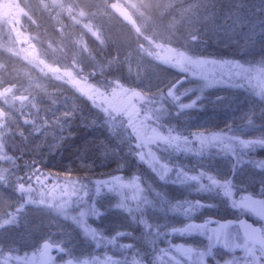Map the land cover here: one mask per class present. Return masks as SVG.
I'll list each match as a JSON object with an SVG mask.
<instances>
[{
	"label": "rangeland",
	"instance_id": "rangeland-1",
	"mask_svg": "<svg viewBox=\"0 0 264 264\" xmlns=\"http://www.w3.org/2000/svg\"><path fill=\"white\" fill-rule=\"evenodd\" d=\"M76 1L85 11L95 13L91 18L99 27L100 40L103 43L96 38L97 32L74 29L65 21L64 27L67 31H65L66 35L63 41L67 44L68 52L74 56L63 53L66 63H62L54 54H49L48 60L50 64L60 67L62 80H66L72 88L76 89L80 97L91 98L95 102H99L100 108L120 113L136 108V100H142L145 103L149 99L145 100L144 96L148 90H151L152 98L147 106L151 107V111L156 117L164 121L171 115L173 119H176V112H180L181 117L178 122L187 132L194 131L197 134L204 132L209 136L214 131L224 129L228 135L237 136L239 139L247 138L249 130L243 125L250 115L253 116L257 124H264V115L260 112V106L253 105L246 90L237 85L227 73L214 64L217 59L221 60L222 57L260 61L261 55L264 54V0H176V8L182 9L188 4H192L197 13L195 17H192L194 20L192 24L188 23L186 15L182 26L176 33L186 36L188 32H191L195 37V39H189L187 44L194 53L201 57V60L191 68V71L195 73L193 77H187L186 73L168 72L157 67L156 62L161 65L179 64L183 63L184 58L180 51L162 46L160 43L148 45L147 41L133 36L128 26L119 19L103 14L106 0ZM29 3L30 10L44 28L51 35L59 36L60 34L54 30V23L50 17L41 13L40 0H30ZM177 16L179 17V13ZM23 19L27 23L26 18ZM152 30L159 34V28ZM76 40L79 41L77 47L74 43ZM137 42L146 45L142 53L136 50ZM84 43L91 46L90 53L84 51V49H88ZM110 53L113 55L110 56ZM113 57L119 61L118 64L116 61H113L111 65L108 63ZM74 61L84 65L95 64L94 74H89L86 77V85L78 82L82 79L80 76H75L77 70L74 68L76 64ZM0 64L6 65V68L0 69V89H3L7 84L15 83L20 93L27 95L28 92L24 91L25 87L33 86L29 87V91L32 92V99L37 103L45 122V125L39 130L29 131L26 128V122L24 123L21 118L22 113L19 115L16 112L18 101L11 102L6 106L0 100V108H4L10 113L9 119L19 127L20 132L26 137V142L31 145L32 151L31 157L26 158L28 162L26 168L17 165L15 170L3 173L1 170L3 163L2 160L0 161V176L9 178L6 181H0V223H3L4 220L10 222L9 226L0 229V245L5 249L15 250L11 257V264H50L52 258L55 257L54 253L63 252L64 247L73 249L77 255L76 259L80 260L79 258L82 259L87 255L88 250L99 247L100 243L96 241V238H102V234L116 232L120 228L129 229L135 223V212L133 214L120 207L117 213L113 212L118 215L112 216L107 214L108 210L106 217H100V223L96 222L94 225L99 231L100 235L98 236V233L93 232L88 223L85 222L86 229L85 224L81 221L78 224L80 227L75 226L71 221H65L49 214L43 205L33 204L28 205L24 210L20 209L19 197L13 187L15 179L13 174L32 175V170L39 168L40 171L35 175L46 174L49 177L48 183L52 184V181L56 179L53 175L58 174L52 158L72 135V128L80 126L82 122L84 124L86 112L83 104L78 106L80 97L68 87L63 86L60 81L51 76L41 75L36 69L17 61L3 51H0ZM54 70L55 68H51L45 71ZM102 74L106 85L116 78L120 79L121 83L113 91V94L116 96L120 92L122 97L131 96L129 104L123 100L120 105V99L115 98L116 106L112 107L113 103L110 104L109 101L104 100L105 97L101 93L93 95L94 91L100 90L97 81L101 80ZM184 77L187 78L173 89L171 96H168V88L177 84ZM252 77L254 79V75ZM201 78L207 80L208 87H200ZM123 83L135 90L131 91ZM84 86L90 89L87 90ZM255 86L260 88V86L254 85V90ZM97 96H100L99 101ZM194 100L195 105L192 108H180L182 104H190ZM165 109L172 111L168 112ZM92 120L99 121L96 116ZM105 123L114 134L119 130L118 119L109 118ZM229 126L233 131H228ZM0 143H3L2 139H0ZM208 143L218 151L217 154H203L206 144L199 147L202 149L201 155L191 160L182 154L175 156H169L165 152L162 154L166 161H173L176 165L187 168L184 171L185 176L199 177L201 173L205 174L202 179L212 176L217 182L210 186V189L218 182L223 185L225 174L231 176L233 182L221 188L230 193L225 195L226 198H230L234 206H237L235 199L238 198L239 192L256 188L254 177L258 173L253 169L256 165L261 164V160H264V152H262L263 155L258 152L253 157L251 152L242 149L238 142L228 145V142L209 140ZM237 148H241L242 151L236 150ZM4 153L5 151L0 152V155ZM111 154L112 151L103 154L101 162L92 164L93 166L88 170L91 171V174L98 176L99 181H107L108 186L103 183L102 185L107 189H112L113 194L117 188L120 191V189L128 187L135 191V198L139 197L142 201L146 199L150 202L144 204V207L150 225L147 228L153 229V233L151 237H148L144 232H140L137 235V241L141 242L147 250L154 251L157 240L159 252L154 256L156 262L159 264H169V261L172 264H200V261L203 260L205 264H216L217 261L219 264H224L226 259H230L233 264H246L244 256L246 237L241 234L237 225V220L243 215L242 211L233 210L231 218L226 221H217L215 218L206 217L218 210H214L217 207L216 204H210L207 201L205 204L203 203L207 197L211 200L216 198L212 193L209 194L207 190L202 189L200 182L202 179L191 180L181 176L179 177L180 182L176 183L172 179L171 171L165 174L164 180H161L152 169L146 170L141 176V182L138 181L139 188L135 190L136 187L129 186L128 179L131 173L127 169H117L106 162L105 158ZM157 160L159 161L157 167L166 166L163 159L157 158ZM261 166L264 167V165ZM171 169L177 172L176 169ZM125 173L128 174L124 175ZM117 177L120 178L119 181L115 179ZM113 194L111 196H113L114 204L116 196ZM53 196L65 201H71L72 198L69 189L60 188L49 195L46 202H51ZM119 197L121 196L119 195ZM177 204L184 207L177 208ZM195 204L202 205V207H190ZM189 224L206 225L207 228L204 231H192L183 235L173 231V229H186ZM220 225H228V227L215 231L219 229ZM90 230L95 236L92 237L88 234L91 233ZM158 232L159 235H157ZM82 233H86L89 237L85 240L82 238ZM175 246H182L192 251L187 254L176 252ZM165 249L168 252L162 254L161 250ZM209 249L211 255H208ZM201 251L205 253L203 257L199 255ZM111 257L118 259L114 256ZM152 259L150 264H153Z\"/></svg>",
	"mask_w": 264,
	"mask_h": 264
},
{
	"label": "clouds",
	"instance_id": "clouds-1",
	"mask_svg": "<svg viewBox=\"0 0 264 264\" xmlns=\"http://www.w3.org/2000/svg\"><path fill=\"white\" fill-rule=\"evenodd\" d=\"M113 4L123 7L128 12L131 20L127 21L124 20L123 17H120L119 14L115 12ZM40 11L53 21L56 32L60 34L59 37L54 35L42 36L38 30L39 25L37 19L34 18L30 12L25 11L24 16H27V19L31 21L32 25L37 27V31L29 32L27 30L23 16L20 18L12 17L3 19L0 21V25L5 29V34L8 39L4 43H0V51L36 69L41 75L51 76L55 80L60 81L63 86L68 87L74 94L80 96L76 89L72 88L66 80H62L60 67L50 64L48 55H58L61 53L67 55L64 47L61 46L63 37L65 36V20L73 25L82 24L85 18L92 17L95 13L85 11L73 3L72 0H40ZM177 13H179V17ZM103 14L114 19H119L123 24L128 26L133 36L140 37L147 41L148 45L160 43L162 46L171 47L180 51L184 58L183 63L179 64L161 65L159 62H156L157 67L168 72L175 71L177 73H186L187 77H193L195 75V73L191 71V68L195 63L201 60V57L187 46L188 40L195 39V37L192 36L191 32H188L186 36L176 34L182 26V21L185 20L186 15L188 23H194L192 17H195L197 13L192 4L178 9L176 8V0H106ZM154 28L160 29L159 34L154 30H150ZM96 38L99 42L103 43V41L100 40L99 34H97ZM145 47L146 45L144 43L137 42L136 50L142 53ZM84 51L90 53L89 49H84ZM113 61H116L117 64L119 63L116 57H113L108 63L111 65ZM260 61L264 62V54L261 55ZM235 63L237 67L241 68V72L237 74L241 79V88L246 90V94L250 97L253 105L260 106V112L264 115V88H261L260 91H255L252 86L251 78L248 75V70L244 69V65L249 64L250 61L244 58L236 60ZM4 68H6V65L0 64V69ZM51 68H55V70L45 71ZM74 68L77 70L78 75L87 77L89 74H94L95 64L84 65L77 63L74 65ZM25 75H27V73H25ZM187 77L182 78L177 84L171 85V87L168 88L167 95L171 96L173 89ZM245 79H247V85L243 83ZM97 83L101 89L102 95H111L113 91L119 87L121 81L119 78H116L112 80L110 84L106 85L102 74L101 80L97 81ZM208 86L207 80L201 78L200 87L206 88ZM29 87L33 86L29 85ZM29 87H25L24 91L28 92V94L24 95L20 93L17 84H7L3 89H0V100H2L6 106L16 101H19L21 105L25 102L32 103L30 99L32 92L29 91ZM149 98H152L151 90H148L144 96L145 100ZM81 99L88 103L89 107H92L94 111L99 113L102 121L107 122L109 117H115L119 120V130H117L115 134L112 129L106 125V132L109 139L112 141V154L105 159L107 163L112 164L117 169H127L137 181L144 175V165H149L148 159L151 158L158 148L176 153L181 151L185 154L191 152L195 154L193 159L199 157L202 149L181 147L182 145H191L192 139H190V137L197 139V135L205 138L203 142L199 140L202 146L208 143L209 139L207 138L212 135H221L225 138V141L228 142V145L238 142L239 146L251 152L253 157H255L258 152L264 151V124H257L251 115L247 117L243 125L249 130V135H247L245 139H239L237 136L228 135L224 129L214 131L210 136L205 135L204 132H200L199 134L188 132L185 134L186 129L178 122L181 117L180 112H176V119H173L172 116L169 115L166 120L161 121L160 127L157 128L152 126V117L144 113L143 106L136 107L132 110H126L125 112L114 113L107 108H96L87 97H81ZM190 104L192 105L190 108H192L195 105V100ZM33 106L35 107V105ZM180 108L184 109L185 107L180 106ZM165 111L170 112L172 110L165 109ZM9 118L10 113L4 108H0V129L4 130V132H0V139L10 131L8 128ZM228 131H233V129L229 126ZM3 151H6L4 144L0 143V152ZM0 160H12L15 162V158L9 155H0ZM261 165H264V160H261V164L256 165L253 169L254 172L258 173V175L254 177L257 185L256 191L255 193L249 191L246 199L252 198L255 204L264 208V167ZM38 171H40L39 168L32 170V175H28L27 173H25V175L13 174L15 176L13 187L19 197L20 209L24 210L28 205L33 204L43 205L49 214L65 221H71L74 224L78 222V217H83L85 214V209L87 207L86 198H89L93 192L96 198H100L102 195L100 185L103 183L108 186L107 181H90L87 177L77 178V180L72 181L71 183L77 187L73 189L71 195L78 198L77 207L73 208L71 206L72 201H65L55 196H53L51 202H46L49 195L55 193L62 187V183L66 184L69 182H62L60 177L57 176V178L52 181V184H49V177L46 174L42 173L41 175H35ZM137 172L140 174L137 175ZM33 176H35V179H33ZM8 179L9 178L6 176H0V181H6ZM223 181L224 184L218 185V188L225 187L228 183L233 182L232 177L227 174L223 176ZM111 190L112 189H109V191ZM207 191L209 194L212 193V189ZM81 192L82 195H80ZM217 195H219V192H217ZM224 203L228 208L235 211H255V209L249 208L247 204L234 206L233 202L228 200H225ZM113 207L120 208L119 201L114 203ZM93 208H95V204H93ZM73 213H75V215H73ZM100 215H103V213H98L97 219ZM260 218L264 220V213L260 214ZM9 224L10 222L8 220H4L3 223H0V229L9 226ZM96 231V229H93V232ZM100 231L102 232L103 230L101 229ZM254 231L257 233L256 238H246L244 243L246 264H264V229H254ZM117 234L121 235V233ZM81 235L82 238H87L86 233H82ZM127 247L131 248L132 245H128ZM201 254L202 257L205 255L203 251L199 253L200 256ZM211 254V250L209 249L208 255ZM137 255L140 254L137 253ZM145 255H147V253H145ZM11 257V251H3L0 249V264H10ZM105 261H107L108 264H122L121 260L113 259L111 256H107ZM105 261H100V264H105ZM133 262L134 264H145L143 259L138 261L134 260ZM68 264H71V261H69ZM83 264H88V262L85 260ZM200 264H205V262L201 260ZM216 264H219V262L217 261ZM224 264H233V261L226 259Z\"/></svg>",
	"mask_w": 264,
	"mask_h": 264
},
{
	"label": "trees",
	"instance_id": "trees-1",
	"mask_svg": "<svg viewBox=\"0 0 264 264\" xmlns=\"http://www.w3.org/2000/svg\"><path fill=\"white\" fill-rule=\"evenodd\" d=\"M29 2L30 0H0V6H3L2 8L0 7V21H2L5 18H12V17L20 18L23 16V18L25 17L27 21V23L24 22L27 27V30L29 32L37 31V27L35 25H32L31 21L27 19V16H24L25 11H28L33 15L34 18H36V16H34L32 11L30 10ZM72 2L81 8V6L76 0H72ZM19 10H21V12H19ZM65 21L67 22V20ZM37 22L39 25L38 30L40 31L42 36L51 35V33H49L48 30L44 28L43 24L39 22L38 19H37ZM68 24L72 26L74 29L78 28V29L86 30V31L93 30L97 32L100 36L99 27L97 26L96 22L92 20L91 17L85 18L82 21V24H75V25L70 24V23ZM54 30H55V26H54ZM64 31H67L65 27H64ZM65 35H66V32H65ZM7 39L8 38H7V35L5 34V29L3 28L2 25H0V42L4 43L5 41H7ZM74 43H75V46L77 47L79 44V41L76 40ZM66 45L67 44L64 43L63 41L61 46L64 47L65 52L67 54H72L68 52V49H66ZM84 45L88 49L91 48V46L88 44L84 43ZM72 55L74 56V54ZM112 55L113 54L110 53V56ZM110 56L108 55V57ZM55 57H58V59L61 60L62 63H66V57L65 55H63V53L55 55ZM236 60H239V59L234 58V57L233 59L229 57L228 58L222 57L221 60L217 59L216 60L217 62H214V61L213 62L217 67H220L225 73H227L231 77V79L236 82L237 85L241 87V79L237 75L238 73L241 72V68L236 66V63H235ZM244 69L248 70V75L249 76L251 75L250 78L252 77V75H254V79L253 77L251 78V82H253L254 85H258L260 86V88H264V73H262V71L264 70V62L250 61L249 64L244 65ZM75 76L76 77L80 76L81 79H84V76L78 75V73H75ZM246 80L247 79L243 81L245 85L247 84ZM123 85H125V87H129L131 91L135 90L129 85H126L124 83ZM254 85H253V89H254ZM260 88L255 86V91H260ZM30 99L32 100V103L25 102L23 105H21L20 102L18 101L16 104V108H17L16 112H18L19 115H21L20 113H22L21 118L24 120V123L25 121H27L25 123L26 128L29 129V131L34 132L35 130H39L41 127H43L45 125V122H44L43 116L41 115L39 111L38 106L36 105L37 103L32 99V96H30ZM79 100L80 101H79L78 106L81 104L85 106L84 109L86 113H85L84 118L86 121L84 122V124L82 122L80 126H75L72 128V131H71L72 135H70V137L63 143V146L58 150L56 154H54L55 156H53L52 158L55 164V169L58 172V174H54V175L52 174V175L54 178H57V176H59L62 182L63 181L69 182L66 184L62 183L61 188L63 190L69 189L70 194L72 193L73 189L77 187L71 182L77 180V178L87 177L89 178L90 181L100 180L98 176L91 174L90 173L91 171L88 170V168L90 169L91 166H93L92 164H97L98 162H101L100 160L102 159L103 154H105L106 152L112 151L111 149L112 141L109 139V136L106 132V123L101 120L99 113L97 111H94L92 107H89V104L86 103L83 99H81V97L79 98ZM88 100L93 105H95L96 108H100L98 105L99 102H95L91 98H88ZM149 101H150V98L145 103H143L142 100L141 101L136 100V105L137 107L143 106L144 113L152 117V121H153L152 126L159 128L162 120H160L159 117H156L153 111H151L150 106H147L149 104ZM33 105H35V107ZM24 112L25 114H23ZM88 114H90V116H87ZM95 116H96V119L99 120L98 122L92 120V119H95ZM109 118L116 119L115 117H109ZM8 128L10 129V131L7 132L2 137V142L4 143L5 150H6L3 155H9L10 157L15 158V162H13L12 160H2L3 165H2L1 170L3 171V173L11 172L12 170H15V167L17 165L20 166L21 168H26L27 163H28L26 161V158L29 159L32 154V151L30 149L31 145H29L26 142V137L24 136V134L20 132L19 127L11 119H8ZM0 132H4V130L0 129ZM191 132H194V131H191ZM187 133L188 132L186 131L185 134ZM190 139H192L191 145H182L181 147L182 148L192 147V148L199 149L201 145L199 143V140L191 138V137ZM206 145H207L206 150H204L205 152H203V154L204 153H213L214 155L217 154L218 151H216L215 148H212L210 143H206ZM236 150L242 151L241 148L239 149L237 148ZM163 152L168 153L169 156L170 155L175 156L176 154H182L188 160H191L193 156L195 155L194 153H191V152L185 154L183 151L176 153V152L165 151L159 148L156 149V152H154L155 157L158 159L159 158L163 159L167 167L173 168L176 170L182 169L184 171H186L187 168L180 166V165H176V163H174L173 161H166L164 154H162ZM262 152L260 154H262ZM144 169H145L144 171H146L152 168L149 165H144ZM176 173L177 172L174 170L171 171V174H173L172 179H174V182L179 183L180 179L177 177ZM127 174L128 173H125L124 175H127ZM136 174L139 175L140 173L137 172ZM207 177L209 176H206L205 179H202L200 181L202 186H206L210 184V181L208 180ZM133 179L134 178L131 174L130 178L128 179L130 185ZM139 182H141V179L139 180ZM218 185H221V184H219L218 182V184L212 188L214 190L212 192V195L216 199L211 200L207 197L204 199L205 201L203 200L204 204L206 203V201L207 203H210V204H216L217 207L214 208V210L216 211L218 210V211L215 213H212L213 215L208 214L206 215V217L210 219L215 218V220L217 221L218 220L226 221V220H229V218H231L230 216H232L231 214L233 213V210L228 208L225 205L224 201L225 200L230 201V198H226L225 196L226 192L221 187L218 188L217 187ZM100 186L102 190L101 197L96 198L95 193L93 192L89 198H86L87 207L85 209V214L83 215V217L77 218L78 222L75 224L73 223L75 226H78V224L81 221L83 224H85L84 225L85 229H86V223H88L92 229L97 230V227L94 225H96V222L100 223V220H99L100 217L102 216L106 217V213L108 210L109 212L107 214H111L112 216L118 215V214L113 213V212L117 213V211H119L120 209V208L113 207L114 205L112 201L113 196H111V194L113 193L109 191L107 187H104L102 184ZM135 190H137V188H135ZM115 191L116 192H114L113 194L116 196L114 203L117 202V198H118L119 203H123L133 210L137 208V204H140L141 210L135 211V215H136L134 216L135 223H133V225L129 229L124 230L120 228V229H117L116 232H112V233L107 232L105 234H102L103 236L102 238H96V241L100 243L99 247L88 250L87 255H85V257L82 259L79 258L80 260L76 259L77 255H75V252H73V249H71L70 247H64L63 252L58 253V254H56L57 252L54 253L55 257L52 258V262L50 264H68L69 261H71V264H83L85 260L88 262V264H100V261H105L107 256L117 257L118 260L122 261V264H125V262L126 264H133L134 260H139V259H143L145 263L150 264V260L152 258H153L152 259L153 264H159L158 262H156V259L154 257L156 253L159 252L158 243L156 242L157 240L155 241L156 250L154 251L147 250L146 247L144 248V246H142L141 242L139 243L137 241V235L140 234V232L142 233L144 232L148 237H151V234L153 233L152 232L153 229H148L147 227H145V224L143 223V221H147V222L149 221V219L146 217L143 201L139 197L138 199L135 198L134 196L135 191L131 188H128V187L122 188V190L120 189V191L117 188V190ZM217 192H219V195H217ZM80 195H82V192L80 193ZM119 195L121 197H119ZM235 200L237 201L238 198ZM71 201H72L71 206L73 208L77 207L78 198L72 196ZM93 204H95V208H93ZM221 207H222V210H221ZM98 213H103V215H100L99 218L97 219ZM242 214L244 216L251 218V215L245 212H243ZM73 215H75V213H73ZM256 223L260 224L259 222H256ZM96 232L98 233L99 231L97 230ZM117 233H127V235H118ZM88 234H90V236L92 237L95 236V234L93 235V232L88 233ZM99 235L100 234L98 233V236ZM87 237H89V235H87ZM81 243H84V242H81ZM128 245H132V247L129 248L127 247ZM0 249H2L3 251H11L12 255L15 253V250L5 249L4 247H1V245H0ZM18 253H21V252H18ZM137 253H139L140 255H137ZM145 253H147V255H145Z\"/></svg>",
	"mask_w": 264,
	"mask_h": 264
},
{
	"label": "snow or ice",
	"instance_id": "snow-or-ice-1",
	"mask_svg": "<svg viewBox=\"0 0 264 264\" xmlns=\"http://www.w3.org/2000/svg\"><path fill=\"white\" fill-rule=\"evenodd\" d=\"M181 106H183L185 108H190L192 105L191 104H182ZM197 139L198 140H201L203 142V140L205 138L201 137L200 135H197ZM207 139H209L211 141H221L222 143L226 142L225 141V138L223 136H221V135H212L211 137H209ZM148 164L154 170V172H156L159 175V177H160L161 180H164L165 179V174L167 172L172 171V169L171 168H168L167 166L157 167V165L159 164V161L157 160V158L155 157L154 154L151 156L150 159H148ZM176 175H177L178 178L181 177V176H184L185 179H191V180L202 179L205 176L204 173H201L199 177H197V176L188 177V176H185V172L182 169L177 170ZM207 178L210 181V184L209 185H206V186H202V189L203 190H209L211 185H215L216 184V180L213 177L209 176ZM115 179L117 181H119L120 178L117 177ZM129 186H134L137 189L139 188V184L137 183V180H135V179H133L131 181V185H129ZM226 194H230V193L226 192ZM143 203L144 204H148L150 202L145 199L143 201ZM120 207L121 208H124L125 210H127L129 212H132L133 214H134L135 211H140L141 210L140 204H137V208L135 210L129 208L127 205H125L123 203H120ZM176 207L177 208H183L184 206L183 205H180V204H177ZM190 207L196 208V207H202V205L195 204V205H190ZM143 223L145 224V227H150V225L148 224L147 221H143ZM157 227H159V226H157ZM227 227H228V225H220L219 226V229H216L215 231H220V230L226 229ZM206 228H207L206 225L189 224L186 229H173V231L179 232L180 234L183 235L185 233H191L192 231H204ZM121 235H127V233H121ZM157 235H159V232L157 233ZM175 250H176V252H183L185 254H187V253H189V252L192 251L191 249H185L182 246H175ZM161 251H162V254H166L168 252L167 249L161 250ZM201 257H202V254H201ZM105 264H108V262L105 261ZM125 264H126V262H125ZM133 264H134V262H133ZM169 264H172V262L169 261Z\"/></svg>",
	"mask_w": 264,
	"mask_h": 264
},
{
	"label": "flooded vegetation",
	"instance_id": "flooded-vegetation-1",
	"mask_svg": "<svg viewBox=\"0 0 264 264\" xmlns=\"http://www.w3.org/2000/svg\"><path fill=\"white\" fill-rule=\"evenodd\" d=\"M78 82H82V85H86V84H87V79H86V77L84 76V79H82V81H78ZM76 83H77V82H76ZM84 87H86L87 90L90 89V88H88L87 86H84ZM98 93H101V89L98 90V91H94V92H93V95H96V94H98ZM103 96L105 97L104 100L109 101L110 104L113 103V104H112V107L116 106V104L114 103L115 98H119V99H120V105L123 103V100H125L127 104H129L130 101H131V96H129V97H125V96H123V97H122V96L120 95V92H118V93L116 94V96H114L113 93H112L111 95H107V94H105V95H103ZM99 97H100V96H97V97H96L98 101L100 100ZM112 107H111V108H112ZM135 107H137V106L135 105ZM260 152H262V151H260ZM213 155H214V154H213ZM249 191L255 193L256 188H254V189H250ZM249 191L245 190V191H243V192H239V193H238V200L236 201V203H237L236 205H237V206H240V205L247 204V205L249 206V208H253V209H255V211H243V210H242V211L245 212V213H247V214H249V215H251V218H250V219H252V220L254 221V223L259 222L260 225L263 226V228H264V220H262V219L260 218V214L264 213V209L260 210L259 207L257 206V204H255L253 201H251V200H249V199H245V198H244V196H245ZM242 216H244V215H242ZM256 224H258V223H256ZM10 264H11V259H10Z\"/></svg>",
	"mask_w": 264,
	"mask_h": 264
},
{
	"label": "water",
	"instance_id": "water-1",
	"mask_svg": "<svg viewBox=\"0 0 264 264\" xmlns=\"http://www.w3.org/2000/svg\"><path fill=\"white\" fill-rule=\"evenodd\" d=\"M113 7L115 8V12L118 13L120 17H123L124 20H131V17L129 16L128 12L123 7H120L118 5H114ZM247 194L244 196L245 199ZM249 200L254 202L252 198H249ZM257 206L260 210L264 209L261 208L259 205ZM237 225L239 226V231L241 232V234L248 239L256 238L257 233L254 231V229H264L263 226L254 223V221L248 218L247 216H241L240 219L237 220Z\"/></svg>",
	"mask_w": 264,
	"mask_h": 264
}]
</instances>
